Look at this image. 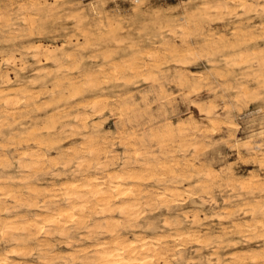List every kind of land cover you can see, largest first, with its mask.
<instances>
[{
  "label": "clouds",
  "instance_id": "obj_1",
  "mask_svg": "<svg viewBox=\"0 0 264 264\" xmlns=\"http://www.w3.org/2000/svg\"><path fill=\"white\" fill-rule=\"evenodd\" d=\"M0 264H264V0H0Z\"/></svg>",
  "mask_w": 264,
  "mask_h": 264
}]
</instances>
